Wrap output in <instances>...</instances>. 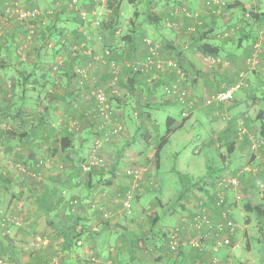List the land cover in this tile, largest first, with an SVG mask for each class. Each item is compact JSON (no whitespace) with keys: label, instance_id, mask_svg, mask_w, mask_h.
Returning <instances> with one entry per match:
<instances>
[{"label":"crops","instance_id":"crops-1","mask_svg":"<svg viewBox=\"0 0 264 264\" xmlns=\"http://www.w3.org/2000/svg\"><path fill=\"white\" fill-rule=\"evenodd\" d=\"M119 1L121 2V0ZM168 1L165 0L164 5H161L162 2L159 4L156 1L157 5L156 3L155 5L158 7V10L155 11L158 12L154 11L151 18H147V24L144 25L134 19L137 16V12H134L132 17L128 16L124 18L125 15L120 3L119 12L121 14V21L116 32L121 31L123 28H127V30L123 34H119L121 36L117 38L111 36L108 42L112 46L113 51L111 53L117 56L120 55V57L122 55L121 59L126 58V56L127 58L132 56L134 58V55L143 56L147 52V48L142 39L144 36H148L154 41L159 40L165 43L166 55H163L166 58L179 54L177 58L182 63H185V68L188 66L185 73V81L181 82L182 85L193 86V89L200 90L204 94L207 89L209 92H213L234 84L237 74L232 68V59H241L249 55L253 49L254 41L259 40V37L262 38V42L264 43V15H260L259 18L257 16L255 21L251 19L250 14L248 15V12L254 13L256 11L264 14V0H223L224 6L221 13L217 12L219 14H216L214 9H211L213 12L211 13L207 6L199 0H197L196 4L187 0H178L174 3L175 6L180 5L183 9L188 10L191 16L196 14L199 20L206 23L205 30H212L208 35V39L220 48L215 60L217 58L219 61H229L231 63L229 66L217 64L213 68L214 75L207 80L203 79L204 74L202 71H199L198 75H196L197 70L192 71V67L197 69L195 65L197 57H193L192 55V51L196 49L190 47L193 32L190 29L189 33L186 31L190 27L194 17L186 18L183 14L176 17L172 16V7H170ZM167 17L172 22L176 20L181 30L179 31L174 26L169 25ZM78 28L85 34L87 33V39L91 36L88 32L90 31L89 27L81 25ZM17 29L21 30L19 26ZM133 30L135 32L131 33L132 36H127L126 32ZM14 32L10 34L7 40L6 38H1L2 36L0 37V55L3 57L1 59L6 60L7 64L11 62V65L19 64L16 54L18 45L22 48V45L28 46L29 44L30 50L32 47L31 41L23 44L22 41L15 40ZM227 32L229 33L224 35ZM98 33L101 36L105 32ZM66 34L67 40L62 37L59 38L62 43L59 50L55 51V54L42 47L43 43L37 38L33 45L36 47V51H39L31 55L28 51L27 56L25 55L27 57L26 61H32L30 66L19 65L16 66V69L11 68L12 70H9L5 68L2 71L3 73L10 74V77L11 75L15 77V80L12 79L13 82L15 81V84L13 83L15 89L24 87L29 82L28 80L32 81V77H37V79L33 80L35 83L33 84V91L41 93L40 99L47 96L36 107L40 106V109L52 110L46 117L44 116L43 119H40L37 126H35L32 118L24 116L25 113L23 111L29 107L21 105L19 109L24 115L9 118L8 122L12 126L9 131L0 130V206H8L11 212H18L22 215L20 226L14 224L6 226L8 228L12 227L10 235H7V240L9 242V254H12L13 259L16 260L15 262L19 264H49L55 258V264H125L130 260L138 264H169L171 257H175L177 264L180 262L181 264L183 262H187L188 264V261L191 264H200L205 260H211L217 264H234V249L241 248L238 261L241 264L255 263L256 260H251L250 262V253H253V246L249 240L251 232L243 229L241 235L234 229L230 235V245H223L220 243V236H217L215 233V228L208 230L205 227L199 229L192 227L193 210L191 207L189 209L188 203H185V201L183 202L185 206L180 207V210L176 211L174 216H148L149 212H147V208H153L152 211L155 212L154 206L161 201L156 197L152 202L147 201L146 203H142L145 200L142 199L144 192L153 190L151 183L145 181V175L135 182L133 181V177H128L125 174L129 170L122 172V169L117 168V161L122 159L126 164H133L134 162L138 164L140 157L133 154L135 150L130 148L132 142L135 140L145 144L146 140L144 137L137 135L138 133H145V129H148V133H150L148 134L150 136L149 140H153L158 135V122L154 120L153 111L161 105L175 103H165L166 100L162 101L158 99L151 100V102L149 101L150 103L146 102L144 105L142 101L137 103L133 100L136 95L129 91L126 84H123V87H120L122 94L125 93L130 95V97L126 101L125 99L109 101V119L105 126H111L110 123L117 124L118 121L125 123L123 126L126 130L117 138V142H120L121 146L116 147L110 143L101 144L100 156L106 160V164H92L87 170L80 166L79 161L83 157L85 159L87 156L88 159L90 158V153L87 150L91 147V139L94 141L95 132L100 131V128L103 127L100 123L104 121V117L102 118L97 112L94 100L88 97V93L86 92V95L82 94L85 86L77 87L80 76L77 73V68L88 63L93 64V67L90 68V73L93 74L92 76L95 81L99 82L106 81V77H104L106 73L104 71H107L108 74L109 70H106V67L98 61L88 62L89 59L86 56L79 54L81 53L80 49L82 50L81 46L84 43H80V47L78 48L77 42V45L71 43L73 41L72 34ZM188 36L189 38L186 39ZM248 39H251V41L245 44V40ZM89 41L88 39L86 46ZM102 41L99 37H95L93 41V43H96L94 51H98V53L95 54L94 52L92 54L94 59L102 56L100 53ZM63 43L71 44L72 48L77 49L73 54H77L75 56L72 54L70 56V53L66 55L65 51L67 47L63 46ZM55 49H58V47ZM262 49V58H264V45ZM47 52H50L51 57L54 56L57 60L60 59L65 62L56 73L57 76L55 73L46 76L44 72L46 68L43 65L44 59L42 58L47 56ZM43 53L46 55L43 56ZM196 53L200 54L197 50ZM51 57L48 58L52 59ZM68 68L72 70H67ZM31 69H36V71H32ZM19 78L22 79L19 80ZM52 78L54 80L57 78L55 81L58 82L53 87L51 84ZM119 79L123 80V73L119 76L118 81ZM158 79V84L167 79L168 81H174L177 79V75L175 72L172 74H160ZM143 80V77L138 74L137 91L142 87ZM111 82L115 83L113 79H110ZM40 88L45 89L46 93L43 97L44 93L40 91ZM60 89L61 91H59ZM22 90L26 94L25 89ZM152 91V87L146 86L147 96L153 94ZM134 92H136V89ZM24 94L19 96V100L22 103H25L24 101L27 99ZM242 99L244 101L243 97ZM240 102L241 97H233V101L228 105V108L233 109L232 112L237 114L236 116H239L242 112ZM223 107L227 109V106L219 105L205 107L202 109L203 111H198L204 113L207 117L211 131L213 130L212 128L216 127V123L211 121V115L216 112L213 111V108L222 110ZM140 111L143 112V116H146L148 121L142 123L141 117L143 116L140 115ZM54 112L56 113L55 119L49 122V119L53 118ZM249 113L251 117L253 111H249ZM135 114L138 115L135 117ZM169 118L172 119L169 126L171 128L177 121L174 117L167 115L166 120L170 121ZM3 119L0 118V124L7 121ZM259 121L262 127L261 134L258 135L261 137L259 139L247 132L240 138V132L238 131V129L240 130V126L238 128L235 121L229 124V132L232 130L231 132L233 133L234 128L238 131V136L231 138L233 148L225 152L221 149H216L220 159L218 172L215 173V169L213 168L207 169L206 174L201 177L203 178L202 181L208 185L206 187L207 190H204L208 192V198L214 188V181L218 174L240 169V171H243L245 178V183L242 184L240 192L243 193V197H246L247 202L251 206L258 205L264 210V191L259 192L256 190V187L252 186L253 182H257L256 178L258 176L263 175L264 177V149H261V151L255 149V152L244 151L242 149L245 146L243 143L249 142V139L251 142L253 140L256 142L260 140L264 143V121H262V118ZM245 122H250V119H247ZM222 133L226 132L223 130ZM171 135L172 133L169 134L168 139ZM219 136L220 134L215 132L214 129L205 143L209 145V141L215 142L220 138ZM62 140H67L64 141L68 144L67 149H62ZM210 147L211 149H215L212 145ZM216 147H218L217 144ZM6 158L9 159L5 160ZM39 159L43 160L42 165L38 164ZM53 163H56V165L51 169L50 166ZM157 187H159V183ZM129 189L132 190L134 196H138V201L135 205L133 203V207L131 202L129 207H126L123 203V194ZM197 189L199 190L198 187ZM60 191H66L67 195L65 196H75L80 201V204L77 206V216H47L49 210L55 205L62 206L65 204L62 209L64 212H67L68 202L62 201ZM186 198H188V195ZM233 198L232 200L229 199L231 201H227V205L230 208V213L235 215L237 210L243 211V209L240 207L241 203H239V199L235 197L236 200H234ZM195 199L199 200L198 197ZM211 204L212 201L207 202V205L212 209L210 212L211 216L209 217L213 221V225L216 226V222L220 216H218V208H215ZM82 206L84 208H81ZM242 215L245 217L247 214L243 213ZM231 218L234 222L232 216ZM243 220L247 225L254 224L252 219L243 218ZM262 220L264 221V218H260V221ZM39 224L40 228H38ZM71 225L80 232L73 247H69V243L65 238L68 226ZM0 229L3 230L5 227ZM174 229L178 230L179 237L185 244L179 250L171 251L168 244V233ZM201 232L205 233L202 239V246L199 247L189 243L190 239L198 237ZM115 233L118 235L112 241L111 238L113 239ZM128 233L132 235L129 239L126 237ZM223 233L228 234V230L223 231ZM39 236L42 242L38 243L37 247L27 248L32 239ZM260 237L262 238V236ZM160 238H163L166 244V247L164 246L165 251H163V245L157 243V240ZM218 243V249L214 250L213 245ZM113 245L115 248H113ZM222 247L225 249L222 255L215 256L220 253ZM245 258H249V261Z\"/></svg>","mask_w":264,"mask_h":264},{"label":"rangeland","instance_id":"rangeland-1","mask_svg":"<svg viewBox=\"0 0 264 264\" xmlns=\"http://www.w3.org/2000/svg\"><path fill=\"white\" fill-rule=\"evenodd\" d=\"M108 1L109 2L113 1L115 5L118 0H106L105 4L99 2L98 0H86L85 3L83 2V0H77L76 8L70 5L72 0H0V37L2 36L1 38H6L7 40L10 34L16 31L13 33V35H15V40L17 39L19 41H22L23 44L29 43L31 41V46H32L30 50L29 44L28 46L22 45V48H20L18 45L16 49V54L18 56L19 64L17 63L14 64L15 68L13 69H16V66H19V65L30 66V63H32V61H26L27 57H25V55L27 56L29 52H30L29 53L30 55L35 54L37 52L36 47L33 45V43L37 39L36 36L41 31L44 30L45 24H49L57 20L54 17L55 14L59 15L58 16L59 21H60L59 23L62 24L66 22L69 17L72 16V13L76 11H79V12L84 11L85 7L87 8V6L90 7L92 5H93L92 10H94V12L96 13L93 14L91 21H89L90 22L89 26L91 27L90 30L92 29L91 31H89L91 36L88 37L90 41L88 45L85 47V50L80 49V52L82 53H87L88 51H89L88 53L94 52V49H95L94 46L96 45V43H93V41L95 37L97 38L99 37L100 34L98 32L101 33L102 31H104L101 21H104L108 17V12H109V7H108L109 2ZM156 1H158L159 4L160 2H162L163 4L161 3V5H164V2H165V0H121V2L119 1V4L121 3V8H122L123 14L125 15L124 18H127L128 16L132 17L134 15V12H137V16L134 17V19L140 23H143L144 25V24H147V18H151V15L154 14V11L158 10V7L156 6L157 5ZM176 1L178 0L168 1L170 7H172L171 8L172 16L174 15V17H176L178 15L183 14V16H185L186 18L194 17L192 23L190 24V27L187 28V31H186L187 33H189V29L190 31L194 32L196 26H200L202 28L206 27V23H204V21L202 20H199L196 14H193L191 16V13L188 10L183 9L182 6L180 5L175 6L174 3ZM187 1L192 2L193 4H196L197 2V0H187ZM199 1L204 3L210 11H211V8H213L212 4H218L217 9L219 10L216 11L217 9L216 10L214 9V12L216 14H219L217 12H220V13L222 12V9L224 6L223 0H219L218 2H215L217 0H212L213 2H211V0H199ZM161 5L159 6L162 7ZM7 6L8 7L11 6V11H10L11 13H8L5 10ZM22 11H34L35 12L34 19H27V20H24V22L19 20L17 16H19V13ZM155 12H158V11H155ZM211 13L213 12L211 11ZM96 20L99 21V24L96 23ZM167 20H168L167 22H169V25H171L172 27L174 26L179 31L181 30L176 20L172 22L170 19H168V17H167ZM18 26H21L23 31H19L17 29ZM126 30L127 28L125 29L123 28L121 31L116 32L114 36L117 38L118 36H121L119 34H123ZM230 32H232V30H230ZM228 33L229 32H227L224 35H227ZM114 36L113 38H115ZM144 37H147L153 40L151 37H148V36H144ZM188 38L189 36L186 37V39ZM249 41H251V39L245 40V44L249 43ZM261 42H262V38L259 37V40H257L255 43L256 45H258L257 47L258 51H253V52L257 53V59L259 63L258 65H256V68L254 70L247 71L248 69H246V61H247V58H249L248 55L244 56L245 58L243 57L241 59H232V68L235 70L236 74H238V72H240L241 70H244V72L247 71L245 74V84L244 86L235 90L232 93V98L229 101L220 104V105L227 106V109H225L226 107H223L222 110L221 109L219 110L218 108H215V109L213 108V111H216V112H214V114L211 115V118H212L211 121H214L216 123V127L215 128L211 127V128L213 130L215 129V132H218V134H220L219 136L220 138H218V140L215 142L209 141V145H207L205 142L210 137L211 133H213V130L212 131L210 130V124L205 114L202 112H198V111L199 110L203 111L202 109L206 107V106H201V100L209 96L212 92H209L207 89L206 92L203 94L202 91L193 89V86H187L188 87V98L193 100L196 108L192 113L189 114L188 117L185 118L183 122L182 121L180 122L182 118L179 113L180 106L177 105L178 103L174 100L163 98L165 96L162 90L164 83H171L173 82V80L168 81L167 79L163 83H161L162 82L161 81L159 84L157 83V81H159L158 78L160 74H167V73L172 74L174 72L176 74L177 72L176 68L183 71L185 63H182L177 58L179 54L171 55L169 58H166L163 55L166 52L165 43L159 40L155 41L156 52L158 53V55L156 56H158V60L161 65L160 67H156L154 65L148 71L139 73V76L143 77L144 79L143 85L138 91L136 88V92H134L136 96L132 98L137 103L142 101L143 105L146 104V102L148 103L149 101L151 102V100H155V99L162 100V101L166 100L165 103H175V104L161 105L159 106V108L153 111V115L155 116L154 120L158 122V130H157L158 135H156L153 140L152 139L149 140L150 136L148 135L149 139L145 142V144L143 142L135 141V140L132 142V145L130 146V148L135 150L133 151V154L138 155L140 157L139 159L140 165H139V162L138 164H136L135 162L133 164H130V163L126 164V162L123 159L118 160L116 163V165L118 166L117 168L122 169V172H124L125 170L126 171L131 170L134 168L137 169L139 172L135 174L138 175L140 179L142 178L143 175H145V178H146L145 181L151 183L153 190L144 192V194L142 195V199H145V200H143L142 203H146L147 201L152 202V200H154L156 197L160 199L161 201H159V203L156 206H154V208L156 209L155 212L152 211L153 208H147V212H149L148 216H158V215L174 216L175 212L180 210V201L178 200L179 194H181L184 189L190 187L191 183L195 184L197 179H200L202 176H204L207 172V169L213 168L215 169V173L218 172L220 159L218 157L217 150L221 149L223 152L227 151L228 143L230 141L232 142L231 138L238 136V131L240 132L244 130L243 131L244 133L247 132L252 135H255L258 139L261 138L260 136H258L259 134H261V129H262L261 122L259 121V119L262 118V121H264L263 119L264 118L263 117L264 116V58H262V50H263L262 48H263L264 43L263 42L261 43ZM72 49L74 48L72 47L67 48L65 51V54L67 55L70 53V56H71ZM46 54L47 56H45ZM46 54L43 53V56L45 57L42 58L44 59L43 65L46 68L44 69V72L46 76H48V74L50 75L54 73L57 76L55 72L57 66L54 67L53 63L56 62L59 68V67H62L61 65H59V64H62L61 63L62 61L60 59L57 60L54 56L51 57L50 52H47ZM72 55L74 54L72 53ZM145 55L140 56V59L144 58ZM192 55L193 57H197V63H195V65L197 66V69L192 67V71L197 70L196 75H198L199 71H202L204 74L203 79H206V80L210 79L212 75H214L213 68L217 64L219 65L224 64L227 66L231 64L229 61L222 62V61L217 60V58L213 63H211L210 60L207 58V56H203L201 54L196 53V50L192 51ZM48 57H51L52 59ZM1 58L3 57L0 55V59ZM61 59L63 60V58ZM123 61H126V60H123ZM133 61L135 60H133L130 57L125 63H127L128 65ZM9 64H11V62H9ZM11 67L12 66H10L9 68L7 67L6 69L10 70ZM92 67H93V64L88 63L86 65H81L77 68V73L80 74L77 87L85 86L82 92L83 95H86V92H87L89 95L88 97H90V94L97 93L98 89L99 91H102V92L104 90L106 93V90H105V88L107 87L106 85H109V87L111 88V91L114 94H116V96H120V98L125 99V101L129 99L130 95H127L125 93L122 94V90L120 89V87H123L122 85L124 84L120 82H125V80H127L126 78H129L128 68L126 65L125 67L120 66L119 68L120 70L122 69L123 80L119 79L118 82L114 80L115 83L114 82L110 83V79H109L107 84L106 82L95 81L94 77L92 76L93 74L90 73V68ZM119 69H118V73L120 72ZM31 70L36 71V69H31ZM2 71L3 69L1 68L0 75L2 77V80L3 79L4 80L3 81L0 80V118H3V116L8 117V114H14L15 111L18 110L21 105H27L29 108L23 111L25 113L24 116H29L30 118H32L34 120V125L37 126V123L39 122V120L43 119L44 116L46 117L47 114L50 111H52L51 109L49 110L40 109V106L36 107V105L37 104L40 105L41 100H43L47 96L46 95L44 98L40 99L39 96L41 93L40 92L37 93L36 91H33V84H35L33 80L37 79V77H32V81L28 80L29 82L26 83L24 87L22 86V88L15 89V85L11 86V81L12 79L15 80V77L12 75L10 77V74L3 73ZM253 71L254 73H252ZM16 79L18 78L16 77ZM20 79L22 78H19V80ZM56 79L57 78H55V80ZM55 80L52 78V83H51L52 87L57 85L58 83ZM193 83L195 82L193 81ZM14 84H15V81H14ZM146 86L153 88V91H152L153 94L147 96ZM22 89H25L26 94L23 93ZM40 89H41L40 91L44 93L42 95L43 97L46 93L45 89L44 88H40ZM59 91H61V89ZM138 92L139 94H137ZM23 94L26 95V98H27L26 101H24L25 103H22V101L20 102L19 100V96ZM34 97L36 98L34 99ZM233 97L235 98L241 97V102H240V108L242 109L241 110L242 112L240 113L241 116L240 115L236 116L237 114L235 112H232L233 109L228 108V105H230V103L233 101ZM242 97L244 98V101ZM107 98H108V95H107ZM147 99H150V100H147ZM28 100L30 101L28 102ZM107 100L109 103L110 98H108ZM261 110L262 112H260ZM249 111L251 112L253 111V113H251L252 114L251 117H250ZM140 112H141L140 114L143 116V112L142 111ZM55 115L56 113L54 112V116L53 118L49 119V122L55 119ZM137 115L138 114H135V117ZM167 115L174 117L177 122L173 126L175 130L172 132L171 137L168 139L166 144L160 150L159 166L157 168L156 162H155L156 160L152 153H153L154 147L157 145L160 138L162 137V135H164L166 131V123H165L166 121L165 120H166ZM143 117H141L142 123L148 121L146 116H143ZM107 119H109V117H107ZM247 119H250V122H245ZM105 120L106 119L104 118V121L100 123V125L103 126L105 123ZM234 121L236 122V126H238V128L240 126V130L238 129L237 131L234 128L233 129L234 132L232 133L231 132L232 130H230L229 132L228 127H229V124ZM118 122L117 124L110 123L111 126L105 127V131L111 133L110 139L107 141H103L104 140L103 133H105V131H103V127L100 128V131L95 132L96 136L94 137V141H92L91 139V144H90L91 147L87 150V152L89 151L90 153L89 156L94 151V149L96 151L98 150L97 151L98 156L102 159L101 163L106 164V160L100 156L101 143L102 145L104 143L105 144L110 143V144H114L116 147L121 146L120 142H117V138H119V136L122 135V133L126 130V128H124L123 126V124L125 123L119 122L118 124ZM7 124L11 126L9 122H7ZM0 125L3 127V123H1ZM106 125L107 124H105V126ZM221 130L222 131L224 130V132L226 133L221 134L222 132ZM147 131L148 129H145V132ZM244 133H242V135ZM97 141L99 142L98 146H96ZM246 143L245 144L243 143V145H245L243 146V148L241 147L244 151L248 150L249 152H252V151L255 152V149L257 151H261V149H264L263 147L264 143L260 140H258V142L253 140V142H251V140L249 139V142H246ZM216 144L218 145V147H216ZM211 145L215 149H211L210 147ZM260 145L262 146L260 147ZM7 159L9 158H6L5 160ZM88 160L89 159L87 156L86 159L85 157H83V159L79 161L80 162L79 164L81 167H83V169H85L84 168L85 165L88 164ZM49 164L51 163L49 162ZM55 165L56 163H53L50 166V168L51 169L54 168L53 166ZM155 167L157 168V170ZM125 174L128 177L130 176L132 177L131 173H125ZM226 174L237 175L239 179V183H240L238 186V189L230 190L228 192V199H227V201L229 199L232 200L233 197H234L233 198L234 200H236V198L239 199V203H241L240 207L243 209V211L237 210L235 212V215L230 214V216L233 217L234 222H235L234 229L236 230V232H239L241 235L243 233V229H246L248 232H251V236H249V240L253 246V253L252 252L250 253V262L251 260H256L255 263H251V264H264V239H262L264 238V234L260 232L261 231L260 230L261 221H260V218L254 213V211L247 212L244 209V204L247 202V199L246 197H243V193L240 192L242 184L245 183L243 171H240V169H235ZM256 180L257 182L256 181L253 182L252 186L256 187L257 191L263 192L264 191L263 175L258 176ZM252 181H254V179H252ZM158 183H159V187L156 188ZM207 186L208 185L206 183H204L203 181H200V184H197V186L192 187V190L190 189V191H188L187 194L185 193V196L183 197L182 202L184 201L185 203L187 202L189 209L191 207L192 210L194 209L198 210L199 207L202 206V204L198 203V201L201 198L203 199V197H205L206 200H210L211 195H209V198H208L207 197L208 192L204 191V190H207L206 189ZM197 187L199 188V190L197 189ZM128 192H132V190L129 189ZM133 194L134 193H132V196H131L132 199L130 201L132 203V207H133V203L135 205L138 201L137 199L138 196H134ZM65 195H67L66 191H60V197L62 198V201L68 202V208L66 210L67 212H64L62 209L64 208L65 204L62 206L55 205L52 207V209L49 210V213L47 214V216H77L78 209L74 208L75 210L72 211L71 209L72 205L69 203L70 200L77 198V197L71 196V195L67 197ZM187 195H188V198H186ZM237 195L240 196V198H238ZM197 197L199 198V200L195 199ZM0 208H2L5 211H10L9 207L5 205L0 206ZM81 208H84V206H82ZM211 211L212 209L210 208V212ZM241 212L242 214L244 213L247 215H245L244 217V215H242ZM14 213L20 214L18 212H14ZM208 214L210 216V213ZM243 218L252 219L254 224H248V225L245 224ZM38 228H40V224ZM11 230H12V227L10 228L5 227V229L3 230L0 229V258L3 259L4 264H8V263L19 264L18 262L12 261L13 259L12 254H9L10 251L8 250L9 242L7 238L10 235ZM117 235L118 234L115 233L113 239L111 238V240L112 241L115 240ZM260 236H262V238ZM126 237H128V239L131 238L132 237L131 233H128ZM41 242H42V239L40 236L34 237L31 243L28 244L27 248L35 247V246L37 247V244ZM157 243L163 245V251H165L166 244L164 243V239L160 238L159 240H157ZM113 248H115L114 245H113ZM223 250L225 249H223L222 247L220 249V253L216 254L215 256H221ZM240 251H241V248L234 249V252H233L235 255L233 258L234 264H241L238 261L239 255L241 254L239 253ZM54 259L49 264H55ZM245 259L249 261V258H245ZM125 264H138V263L130 260L128 263H125ZM169 264H177L175 261V257H171ZM178 264H181V262ZM183 264H187V262H183ZM188 264H191V263L188 261ZM200 264H217V263H213L211 260L209 261L205 260Z\"/></svg>","mask_w":264,"mask_h":264},{"label":"built area","instance_id":"built-area-1","mask_svg":"<svg viewBox=\"0 0 264 264\" xmlns=\"http://www.w3.org/2000/svg\"><path fill=\"white\" fill-rule=\"evenodd\" d=\"M98 1L105 4L106 0H98ZM218 1L219 0H217L215 2H218ZM76 2H77V0H72L70 5H72L76 8L77 7ZM211 2H213V1L211 0ZM6 11L8 13H11L10 12L11 6L7 7ZM80 13L84 14V11H80ZM93 13H96V12H94V10H93ZM34 16H35L34 11H22L19 13V16H17V18L24 22V20H27V19H34ZM96 23L99 24V21L96 20ZM143 41L145 42V44L147 46V53H146L145 57L142 59H139V60H135L129 64L133 67L134 70H139L141 72L148 71L154 65L156 67H160V65H161L159 60H158V56H156V55H158V53L156 52L155 42H153V40H151L147 37H144ZM257 47H258V45L253 44V48H254L253 51H258ZM207 58L210 60L211 63H213L215 61V57L207 56ZM258 63L259 62L257 59V53L253 52L251 54V56H249V58H247V61H246V69H248L247 71L254 70L256 68V65H258ZM117 67H118L117 65H113V68H114L113 73L117 72V70H118ZM176 70H177V72H176L177 79L171 83H164L162 90H163V93L165 94L166 99L174 100L178 103V105L180 106V116L183 119V118L188 117L189 114L195 110L196 106H195V103L193 102V100L188 98V87L182 86V84H181V82L185 81V75L183 74V72L180 69L176 68ZM246 72H244V70H241L240 72H238L237 79H236L234 84H232L231 86H229L227 88L213 91L209 96L203 98L201 100V106H206V107L219 106L220 104L229 101L232 98V93L235 90L244 86ZM113 80H116V76L114 77ZM94 94H95V98H96V110H97V112L101 116H103L104 118H107L109 115V104H108V100H107L108 98H107L106 93L104 91L103 92L99 91V89H98V92L94 93ZM106 122H108V119L105 120V123L103 125V131H105ZM243 131L244 130L240 131V133H239L240 137H241L242 133H244ZM103 134H104L103 135V137H104L103 141H107L110 139V135H111L110 132L106 131ZM97 142H96V146L99 145V142L98 143ZM97 151L94 149V151L90 155V158L88 160V164L85 165L84 168L89 169L90 165H92V164H96V163L101 164L102 159L98 156ZM38 164L42 165L43 160L38 161ZM137 172H139V171L135 168L129 170V172H128V173H131V175H133L132 176L133 181H135V182H137L140 179L139 176L136 175ZM239 184L240 183H239V179H238L237 175L225 174V175H222L219 178H217L214 181V188L212 189V192L210 194L211 199L206 200L205 197H203V199L201 198L198 201V203L202 204V206H200L198 210L194 209L192 211V214H193L192 215L193 218L191 221V223L193 224L192 227H195L196 229H199L201 227H205V228H208V230L215 228L216 235L220 236V238H221L220 243L223 245H227V246L230 245V243H231L230 235L233 233L235 225H234L232 218L230 217V208L227 205L228 192L230 190L238 189ZM131 196H132V192L127 191L124 194L123 203L126 207H129L130 201L132 199ZM237 197L240 198V196H238V195H237ZM208 201H212L211 205L214 206L215 208H218V212H219L218 216H220V218L216 222L217 223L216 226L213 225L214 223L208 214V213H210V206L207 205ZM69 203L72 205L71 209L73 211L80 204V201L77 198H74V199L70 200ZM21 222H22V220H21L20 214H16V213L11 212V211H5L2 208H0V226H1V228L6 227L8 224H14L16 226H20ZM225 230H228V234L223 233V231H225ZM204 236H205V233L201 232L198 237L190 239L189 243H191L192 245L200 247L203 244L202 239L204 238ZM168 244H169V249L171 251L179 250L182 247V245L185 244V242H183L180 239L179 232L177 229L171 230L168 233ZM218 245H219V243L213 245V249L217 250ZM0 264H4L2 258H0ZM8 264H14V263H8Z\"/></svg>","mask_w":264,"mask_h":264},{"label":"trees","instance_id":"trees-1","mask_svg":"<svg viewBox=\"0 0 264 264\" xmlns=\"http://www.w3.org/2000/svg\"><path fill=\"white\" fill-rule=\"evenodd\" d=\"M83 2L85 3L86 0H83ZM109 2V1H108ZM93 6V5H92ZM92 6H87V8L85 7V10H84V14H81L79 11H76L74 13H72V16L69 17L67 19V23L64 22L62 24H60L59 22V15L58 14H55L54 17L55 18H58L56 21H53L49 24H45V28L43 31H41L38 35H37V38L39 39V41L41 43H43V46L42 47H45L46 50H49L50 52H53V54H55V51L56 50H59V47L61 45L62 42H60L59 38L62 37V38H66L67 37V34L66 33H70L72 34V38H73V41L71 43H75L77 42L78 44V48L80 47V43H84L81 48L84 50L85 47H86V42H87V33L85 34L82 30H79L78 27H80L81 25H85L86 27H89V29L91 28L89 25H90V22L91 21V18L93 16V7ZM217 6L218 4H212V7L211 9H217ZM5 7V6H4ZM8 7V6H7ZM6 7V8H7ZM108 7H109V12H108V17L107 19H105L104 21H101V24H102V27L104 29V34H102L101 36H99V38H101V41H102V44L100 45L101 46V49H100V53L102 54V56H100L99 58L97 59H94L92 54H94V52H90V53H79V54H82L84 56H86L89 60L88 62H92V61H98L101 65L105 66L106 67V70L108 69L109 72L107 74V71H104L106 73V75H104V77H106V84L108 83V79H114L115 76L116 77V80L118 81V76H121L122 75V69L120 70V66H124L125 65L127 66L128 68V75L130 76L125 82H120V83H124L127 85V88L129 89V91L131 93H134L135 89L137 88V76L138 74L141 72L139 70H134L133 67L131 65H127V63H125L128 58L126 56V58H124L126 61H123L124 59H121L120 55L117 56V55H113L111 52L113 51L112 50V46L108 44L111 36H114L116 34V30L118 29L119 27V24H120V19H121V14L119 12L120 10V4L119 2L117 1L116 4L114 5V2L110 1L108 3ZM5 8V10H6ZM259 12H248V15L251 17V19H253L255 21V18L260 15H264L263 13H259ZM245 14V13H244ZM252 14V15H251ZM70 24H68L69 22ZM239 22V21H238ZM68 24V25H67ZM62 25V26H61ZM21 28L20 31H23L22 30V27L19 26ZM92 30V29H91ZM90 30V31H91ZM89 32V31H88ZM135 31H127V36H132L131 33H134ZM212 30L211 29H204L200 26H196L195 27V30L194 32L192 33L193 36H192V43L190 45V47L192 48H195L200 54H202L203 56H212V57H217L218 56V53H219V46L214 44L213 42H211L209 39H208V35L209 33H211ZM70 34H68V36H70ZM107 34V36H106ZM106 36V37H105ZM125 37V36H124ZM144 38V37H143ZM64 40V39H63ZM67 40V38H66ZM65 40V41H66ZM143 41V39H142ZM257 40L254 41V43H256ZM144 42V41H143ZM155 42V41H154ZM253 43V44H254ZM51 44V46H50ZM76 44V45H77ZM145 44V42H144ZM66 46L67 48L71 47L72 45L71 44H65L63 43V46ZM146 46V44H145ZM56 47H58V49H55ZM147 48V46H146ZM254 49V48H253ZM253 49L251 50V53L248 55L251 56V54L253 53ZM77 49H73L71 51V54L74 53ZM107 50V51H106ZM39 51V50H37ZM98 53L95 52V54ZM111 53V54H110ZM147 53V52H146ZM77 54V53H76ZM74 54V56L76 55ZM100 54V55H101ZM121 54V53H120ZM91 55V56H90ZM132 58V57H131ZM133 60H139L140 59V56H134V58H132ZM62 64H59L61 66H63L65 64L64 61L61 62ZM125 64V65H124ZM11 64H7L6 60L4 59H0V69H5V68H9ZM113 65H117L119 68V73H118V70L116 73H113ZM12 67L11 68H15L14 64L11 65ZM53 66L56 67V70L55 72L57 73L61 67L58 68V65L56 62L53 63ZM187 68L184 67L183 69V74L186 76V69H188V66H186ZM63 69V68H62ZM67 70H72L70 68H68ZM1 75H0V79H1ZM13 80H12V86H13ZM163 83V82H161ZM106 90V95H108V98H110V100H121L120 96H116V94H114L112 91H111V88L109 87V85H107V87L105 88ZM104 91V90H103ZM105 92V91H104ZM90 98L92 100H94V106H96V98H95V94H90ZM141 113V112H140ZM23 116V112H20V109L16 110L14 114H8V117L7 116H3V120H10L9 118H13L15 116ZM141 115V114H140ZM20 117V116H19ZM170 121H167L166 120V131L164 133V135H162V137L160 138L159 142L157 143V145L154 147L153 149V156L155 157V162H156V166L158 168L159 166V154H160V150L161 148L166 144V142L168 141V136L170 133H172L175 129L174 127H169L170 126V123L172 121L171 118H169ZM185 120V118H183L181 121L183 122ZM180 121V122H181ZM8 121L6 122H2L3 123V127L0 125V130H5V131H9L11 129L12 126H9L7 124ZM174 126V125H173ZM137 135H141L144 137V139L147 141L149 139V136H148V131L145 132V133H138ZM65 139V138H64ZM64 141H67V140H62V143H61V146H62V149H67L68 148V144H66ZM232 144H233V141L229 142L228 143V150H231L233 147H232ZM226 173L223 172V173H220L216 176L215 179L219 178L220 176L222 175H225ZM133 176V175H132ZM203 178H200V179H197L195 184L194 183H191L190 184V187L184 189L182 191L181 194H179L178 196V200L180 201V207H184V204L182 202V199L183 197L185 196V193L187 194L188 191H190V189L192 190V187H195L197 186V184H200V181H202ZM244 209L248 212H252L254 211V213L259 217V218H264V210L261 209L260 206L258 205H255V206H251L248 202L244 204ZM231 214V213H230ZM231 217V216H230ZM263 224H264V221L262 220L261 221ZM260 223V230L262 232V234H264V225ZM80 235V232L78 230H76L72 225L71 226H68V231H67V234L65 236L66 240L68 241L69 243V247H73L74 244H75V240L79 237ZM77 241V240H76ZM12 261H16L14 259H12Z\"/></svg>","mask_w":264,"mask_h":264}]
</instances>
